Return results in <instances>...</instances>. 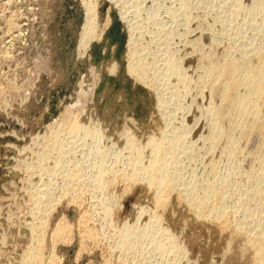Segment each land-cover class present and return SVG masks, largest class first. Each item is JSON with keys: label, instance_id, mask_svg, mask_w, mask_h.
<instances>
[{"label": "rangeland", "instance_id": "rangeland-1", "mask_svg": "<svg viewBox=\"0 0 264 264\" xmlns=\"http://www.w3.org/2000/svg\"><path fill=\"white\" fill-rule=\"evenodd\" d=\"M233 1L92 0L101 27L100 36L94 38L86 54L79 55L76 43L85 16L82 0H0V264H26L23 261L26 259H22L26 254V246L28 251L34 245L31 230L27 228L30 221L28 213L37 206L29 202L27 195L34 188L36 190L43 176V179L54 181L51 190L54 195L51 193L52 198L49 195L53 206L44 214V231L36 229L33 232L37 238L40 237L41 264H251L252 253L245 243V232L239 233L236 227L238 221L245 217L236 201L238 198L243 199L249 203L247 207H255L250 210L251 214L245 213L251 219L243 223H246V231L248 227L251 228L247 232L252 228L254 231L255 226L258 229L264 219V179L257 183L258 186L255 179L261 178L262 171L255 170L258 161L256 163V160L254 162V159L245 157L243 160L236 149L234 154L209 151L204 122L195 117L197 114H192L197 108L190 102L200 97L203 103L207 101L203 93L200 96L196 94L199 89L197 91L194 86L198 57L208 50H214V47L235 50L239 44L256 43L262 35L260 30L264 25V12L257 9L250 21L244 8L235 15L232 13ZM243 1L244 5H252L249 0ZM259 1L264 3V0ZM122 10H127L129 17ZM132 50L150 62L145 80L150 86L126 72L128 64L133 61ZM166 58L167 65L164 62ZM172 64L179 66V72L189 77V85H193L195 94H183L185 89H182L186 85L179 80L174 69L176 67ZM172 82L179 83L175 88L177 91L170 87ZM81 92L84 98L80 96ZM161 96L167 102L166 109L159 111L157 108ZM176 100L181 101L179 105ZM75 106H79V109ZM68 107L72 109V117L87 123L95 135V141L86 140L90 144V153L81 166L85 167L82 170L76 166L81 161H69V157L63 159L64 156H58L57 161L54 151H49L51 155L44 159L48 162H40L41 157H38L42 153L39 137L49 124L62 122L61 116ZM171 111L176 112L175 115ZM171 113L173 117L178 113L174 120L171 119ZM172 123L177 127H172ZM125 130L130 131L133 142H141L137 146L139 148L143 147L142 142L148 134L163 142L164 171L167 168L178 190L168 192L165 199L163 196L158 198V204L153 199L154 189L147 184V167L152 156L150 149L136 148L133 152L129 149L130 154L127 153L128 149L123 146L125 139L118 135ZM36 135L39 136L38 142H35ZM48 138L53 139L51 136ZM53 162L58 163L57 166H67L64 171L53 168L56 178L44 174L47 165H55ZM100 166L104 170L106 168V172L99 179ZM245 170L251 172L243 175L242 179L239 177L241 175L239 178L235 176L240 181L239 186L234 185L235 180H231L229 175ZM64 173H77L86 179L77 193L72 191L68 182L62 181L61 175ZM123 174L135 175V181L132 178L124 180L121 178ZM207 174L210 176H207L208 179L214 177L222 178L227 183L230 181L231 185H226L228 191L225 188V193L228 192L230 197L226 194L229 199L225 198L226 205L222 206L227 226H222L220 220L214 219L212 212L206 211L207 216L204 212H198L200 210L197 211L195 206L192 207L194 203H191L194 194L181 191L186 182L189 187L191 184L197 185ZM154 214H159L160 222L154 219ZM231 217L234 221L230 220ZM123 225L132 227L126 233L127 236L119 233ZM168 236L181 240L182 249L174 248L173 241H167Z\"/></svg>", "mask_w": 264, "mask_h": 264}, {"label": "bare ground", "instance_id": "bare-ground-1", "mask_svg": "<svg viewBox=\"0 0 264 264\" xmlns=\"http://www.w3.org/2000/svg\"><path fill=\"white\" fill-rule=\"evenodd\" d=\"M92 0H82L83 4H84V21L82 24V28L80 33L78 34V39H77V45H76V50L77 53L79 55H84L86 54V52L88 51V49L90 48L91 43L93 42L94 38L100 36V28L98 25V20H97V12L96 10H94V6L95 4H93L91 2ZM243 1V0H242ZM257 0H249V2H252V5L250 4L248 6L244 5V1L243 3L241 2V0H234L232 2V13H238L240 11V9L244 8L245 11H247L246 13L248 14V17L250 21L253 20V16H255V11H257V9L259 11H263L264 12V6L263 8L261 7L263 3V1H259L256 2ZM94 2V1H93ZM181 4V3H180ZM220 5V4H219ZM123 6V5H122ZM247 6V8H245ZM185 7V6H184ZM220 10V9H219ZM243 10V9H242ZM227 12V10H225ZM244 11V12H245ZM123 12V10H122ZM120 12V13H122ZM127 12V10H126ZM125 13L126 15L129 13ZM231 13V12H230ZM124 14V16H126ZM264 14V13H263ZM235 15V14H234ZM233 15V16H234ZM129 17V15H127ZM125 18V17H123ZM186 19V18H185ZM140 20V19H139ZM138 20V21H139ZM264 20V19H263ZM185 21V20H184ZM256 21V20H255ZM141 24V22H139ZM145 23V22H144ZM237 23V22H236ZM252 23V22H250ZM257 24V23H256ZM106 25V24H105ZM105 25L103 27H105ZM143 25V24H142ZM263 25V24H262ZM235 26V25H234ZM252 26V25H251ZM264 26V25H263ZM261 27V36L258 37L259 39L256 41V43H245V45L242 43L239 44V47L235 50H224V49H216L214 47V50H208L206 53L202 54L199 58V66L198 68V72L195 73V79H194V86L197 88H195L197 91L199 89V92H197L196 94L198 96L203 95L205 96V98L207 97V101L205 103H203L204 101H202L201 97L200 99L190 101L192 102V106L194 105V107H196L197 109L194 110L192 112V114L194 113V115L197 114V119L201 120L204 122L203 127H205L206 129V138L209 142L208 148L209 151L210 150H218V152H220V154L222 153H229L231 154V152L234 154L236 151L237 153H240L239 155L242 156L243 158H247V159H254L252 161L256 163L258 161V168H255V170L259 169L262 171L261 174L262 176H260L261 178H256V182L255 184L259 183L260 180L264 179V27ZM131 27V26H130ZM241 27V26H240ZM244 27V26H243ZM234 28V27H233ZM256 29V28H255ZM253 29V30H255ZM131 30V29H130ZM137 31V30H136ZM247 31V30H246ZM235 32V29H234ZM248 33V32H247ZM230 34V33H229ZM234 34V33H233ZM260 34V33H257ZM200 35V34H199ZM251 35V33L249 34ZM248 35V36H249ZM255 35V34H254ZM253 36V35H251ZM249 38H254V37H250ZM202 39V38H201ZM235 39V38H234ZM233 39V41H234ZM248 39V38H247ZM255 39V38H254ZM131 40V39H130ZM238 40V39H237ZM193 41V40H192ZM251 41V40H250ZM191 42V41H190ZM199 42V41H198ZM210 42V41H209ZM215 42V41H214ZM212 43V42H211ZM216 43V42H215ZM130 45V43H128ZM189 44V43H188ZM135 45V44H133ZM179 45V44H178ZM183 45V44H182ZM202 45V44H201ZM207 45V44H206ZM220 45V44H219ZM237 45V44H236ZM241 45V46H240ZM244 45V46H243ZM222 46V45H221ZM234 47V46H233ZM232 47V48H233ZM142 48V47H141ZM221 48V47H220ZM225 48V47H224ZM128 49V48H127ZM130 49V47H129ZM136 49V48H134ZM201 49V48H200ZM227 49V48H226ZM138 50V49H136ZM136 50H132V58L130 61V63L127 66V70L126 72L130 73V75H134L139 81H141V83L147 84L146 86H150V83L145 82V80H147V67H149V63L146 61V59H142L141 57H139V55H137V51ZM144 50V49H143ZM176 50V49H175ZM131 51V50H130ZM202 51V50H201ZM128 52V51H127ZM142 52V51H141ZM77 54V56H78ZM143 54V53H142ZM152 55V54H151ZM187 55V54H186ZM128 56V55H127ZM147 56V55H146ZM149 57V56H148ZM163 57V56H162ZM180 57V56H179ZM130 58V57H129ZM146 58V57H144ZM153 58V57H152ZM182 58V57H181ZM152 60V59H151ZM154 60V59H153ZM156 60V59H155ZM164 60V59H162ZM179 60V59H178ZM177 60V62H178ZM136 62V64H135ZM155 62V61H154ZM153 62V63H154ZM158 62V61H157ZM161 62V60H160ZM164 62H166L167 65V58L164 60ZM176 62V63H177ZM175 63V64H176ZM126 64V65H127ZM156 64V63H155ZM163 64V63H162ZM175 64L173 65L174 67ZM148 65V66H147ZM177 65V64H176ZM140 66V67H139ZM154 65H152L153 67ZM162 66V65H161ZM181 66V65H180ZM197 66V65H196ZM158 67V66H157ZM179 67V66H178ZM178 67L174 68L175 72L177 71V74L179 75V80L182 81V83L184 85H186L185 87H183L182 90H184L183 94L187 95L191 94L193 95L194 92H196V90H192V87L189 85V83L191 82L189 79V77H186V75L184 74V72H179L180 70L178 69ZM195 67V66H194ZM151 68V67H150ZM150 68L148 70H150ZM160 68V67H158ZM181 68V67H180ZM153 69V68H152ZM155 69V68H154ZM183 69V67L181 68V70ZM113 71V70H112ZM151 71V70H150ZM157 71V70H155ZM161 71V70H159ZM184 71V70H183ZM163 73V72H162ZM161 73V74H162ZM154 74V72H153ZM165 74V73H164ZM194 75V74H193ZM169 76V75H167ZM192 76V75H191ZM156 77V75H155ZM150 78V77H148ZM178 78V76H177ZM154 79V78H151ZM150 79V80H151ZM149 80V79H148ZM149 80V81H150ZM178 80V79H177ZM152 81V80H151ZM180 81V82H181ZM179 82V81H177ZM171 83V82H169ZM173 84L170 85L171 88H173L175 90L176 86H178L177 83L172 82ZM153 86H155L154 84H152ZM168 85V83H167ZM165 86V85H164ZM163 86V87H164ZM157 87V86H156ZM151 88V87H150ZM158 89V88H157ZM166 89V88H165ZM162 90V89H161ZM173 91V90H172ZM177 91V90H175ZM181 91V90H179ZM156 92V90H155ZM180 93V92H179ZM82 94V95H81ZM80 96H83L84 98V94L83 92H81ZM176 94V93H175ZM195 94V93H194ZM160 95V94H159ZM173 95V94H172ZM181 95V93H180ZM179 95V96H180ZM168 96V95H166ZM195 96V95H194ZM196 96V97H198ZM160 97V96H159ZM162 97V96H161ZM171 97V96H170ZM169 97V98H170ZM173 97V96H172ZM176 97V96H175ZM181 97V96H180ZM183 97V96H182ZM80 98V97H79ZM190 98V96H189ZM160 99V98H159ZM158 99V100H159ZM191 99V98H190ZM170 100V99H169ZM175 101V99H174ZM173 101V102H174ZM79 102V101H78ZM82 102V101H81ZM166 100H164V97H162L159 100V107L157 109L160 110H165L166 109ZM172 102V99H171ZM170 102V103H171ZM176 102H178L176 100ZM181 102V101H179ZM178 102V105H179ZM189 102V103H190ZM196 102V104H194ZM81 104V103H80ZM175 104L176 103H171ZM175 105L173 108H175ZM177 105V107H178ZM183 106V105H182ZM191 106V105H190ZM67 107V106H66ZM76 109H79V106H75ZM82 107V106H81ZM171 107V109H172ZM181 107V105H180ZM84 108V107H83ZM179 108V107H178ZM183 108V107H182ZM185 108V106H184ZM65 109V108H64ZM177 109V108H176ZM181 109V108H180ZM72 110V109H71ZM71 110L68 107L66 109V111L62 114L61 116V121L60 123H56V124H49L46 127V130H44V134L41 135V138L36 135V139L37 137H39V141H42V144L40 142V145L42 146V153L40 158V162L42 160H44L45 158L48 159V156H50V152L53 153L54 151V159H56L58 156H64L63 159L69 157V161L70 160H74L76 161H81L80 164L76 165V164H72V165H76L77 167H79L78 169L82 170L83 168H81V166H83V164L87 161V157L90 153V149L89 148V143L87 144L88 141L93 142L95 141V135H94V131H90L89 125H87V123H82V121H78L79 118H74L72 116H74V114H71ZM82 110V109H81ZM174 111V109H173ZM176 111V110H175ZM166 112V111H165ZM164 112V113H165ZM172 112V111H171ZM189 112V111H188ZM164 113H162L164 115ZM174 115L176 112H172ZM172 113L170 114L172 116ZM184 113V112H183ZM178 114V113H177ZM176 114V116H177ZM187 114V113H186ZM190 114V113H188ZM169 115V114H168ZM173 115V116H174ZM78 116V115H77ZM162 116V115H161ZM171 117V119L175 118V117ZM194 117V118H195ZM168 119V118H167ZM170 119V118H169ZM186 119V118H185ZM184 119V120H185ZM174 120V119H173ZM172 120V121H173ZM177 120V118H176ZM196 120V118H195ZM169 122H171L170 120H168ZM197 121V120H196ZM200 121V122H201ZM181 122V121H180ZM199 122V121H198ZM199 122V123H200ZM202 122V123H203ZM173 124V123H172ZM176 124V123H175ZM196 124V123H195ZM198 124V123H197ZM172 126V125H171ZM177 127V125H174L172 127ZM179 126V125H178ZM184 126V125H182ZM172 129V128H171ZM174 129V128H173ZM184 129V128H182ZM177 130V129H175ZM186 130V129H185ZM201 131V130H200ZM204 131V130H202ZM182 132V131H181ZM205 133V132H204ZM130 131L129 130H125L121 133H119V137L120 138H124V145L127 149V153L130 154V152L132 150H136V148L138 149L139 144L136 143V141L133 142L132 140V135H130ZM164 134L161 133V135ZM152 135V134H151ZM151 135H147L146 136V142H142L143 145V149L145 148H149L150 149V163L148 165V183L151 187L154 189V198L156 201V204H158V198H161L168 193V192H172L173 190H178L175 186L176 184L174 183L175 180H173V177H171V175L168 173L167 168L164 171V165H165V161L163 160V152L162 150V141L159 139H154ZM160 135V136H161ZM49 136H51L53 139L48 138ZM159 136V137H160ZM155 137V136H154ZM158 137V138H159ZM189 137V136H188ZM161 138V137H160ZM164 138V136H163ZM203 138V136H202ZM50 139V140H49ZM88 139V141H86ZM34 140V137H33ZM52 140V141H51ZM163 140V139H162ZM38 142V139L35 140V142ZM80 141V142H79ZM139 140H137L138 142ZM119 142V141H118ZM201 142V141H200ZM206 142V141H205ZM35 144V143H34ZM203 144V143H202ZM81 146V147H79ZM86 146H88L86 148ZM164 146V145H163ZM40 147V146H39ZM141 147V146H140ZM41 148V147H40ZM76 150H75V149ZM123 148V147H122ZM139 148V149H142ZM125 149V148H124ZM130 150V152H128ZM144 149V150H145ZM234 149H236V151L234 152ZM38 150V149H37ZM36 151V150H35ZM40 151V150H39ZM138 151V150H137ZM134 152V154L137 153ZM149 151V150H148ZM80 152V153H79ZM123 152V151H122ZM133 152V151H132ZM162 152V154L160 155V153ZM215 152V151H214ZM36 153V152H35ZM34 153V154H35ZM79 153V154H76ZM126 153V154H127ZM181 153V152H180ZM232 154V155H233ZM33 155V154H31ZM36 155V154H35ZM38 155V154H37ZM210 155V154H209ZM218 155V154H217ZM238 155V154H237ZM53 156V154H52ZM51 156V157H52ZM216 156V155H215ZM36 157V158H38ZM50 157V158H51ZM30 157H28V159H26L27 161L29 160ZM49 158V159H50ZM60 158V157H59ZM150 158V157H149ZM148 158V159H149ZM245 158L243 160H245ZM212 159V158H211ZM235 159V158H234ZM25 160V161H26ZM35 160V159H34ZM57 160V159H56ZM62 160V159H61ZM133 160V159H132ZM242 160V161H243ZM58 161V160H57ZM56 161V162H57ZM68 161V160H67ZM149 161V160H148ZM238 161V160H237ZM248 161V160H247ZM250 161V162H252ZM39 162V163H40ZM44 162H48V160H44ZM55 162V161H54ZM53 162V163H54ZM65 163V161L63 162ZM235 163V162H234ZM255 163V164H256ZM27 164V163H26ZM30 164V163H29ZM43 164V163H42ZM41 164V165H42ZM55 164V163H54ZM58 163H56L53 166H49L45 168L46 171H44L45 175H48L49 177H55L57 176V174L55 173V170H53V168L55 169V167H58L57 170H61L64 171L66 169V167H64L65 165L59 164V166H57ZM169 164V163H168ZM28 165V164H27ZM26 165V166H27ZM38 165V163H37ZM45 165V164H44ZM170 165V164H169ZM215 165V164H214ZM29 166V165H28ZM88 166V165H87ZM208 166V165H207ZM252 166V165H251ZM249 166V167H251ZM30 167V166H29ZM33 167L32 166V171H33ZM133 167V166H132ZM144 167V166H143ZM168 167V166H167ZM203 167V166H202ZM37 168V167H36ZM65 168V169H64ZM69 168V167H68ZM140 168V167H139ZM241 168V167H240ZM254 168V167H253ZM38 169V168H37ZM75 169V168H74ZM114 169V168H113ZM131 169V168H130ZM144 169V168H142ZM202 169V168H201ZM39 170V169H38ZM43 167H42V172H43ZM56 170V171H57ZM76 170V169H75ZM78 170V172H80ZM106 170V168H105ZM104 170V168L102 166H100L99 169V179L102 176L101 174L106 172ZM110 170V168H109ZM108 170V171H109ZM116 172H117V167H116ZM123 170V169H122ZM147 170V169H146ZM238 170V169H237ZM252 170V169H251ZM58 171V173H59ZM69 171V169H68ZM71 171V170H70ZM112 171V170H111ZM141 171V170H140ZM236 171V170H235ZM253 171V170H252ZM34 172V171H33ZM67 172V170L65 171ZM114 172V170H113ZM121 172V171H120ZM129 172V171H128ZM202 172V171H201ZM209 172V171H208ZM251 172V171H250ZM249 170H245L244 172H234L232 174H230L229 176H231V180H235V183L233 181V184L236 186H239V181L238 179H236L239 175L240 178L243 175H248ZM68 173V172H67ZM118 173V172H117ZM203 173V172H202ZM60 174V173H59ZM96 174V173H95ZM40 175V174H39ZM87 175V174H86ZM97 175H95V178L97 179ZM101 175V176H100ZM116 175V174H115ZM140 175V174H139ZM42 176V175H41ZM62 176V181L64 183L68 182L71 186H72V191L74 193H77V191L79 190V187L81 185H83V181L84 179L82 178L81 175H78L77 173H69L66 174L64 173ZM60 176V177H61ZM88 176V175H87ZM135 175H127V174H123L121 176V178H123L124 180H130L131 178L133 179ZM207 176H209V174L206 175V177H204L202 180L200 179L199 184L197 183V185H193L191 184V187H189L186 183L183 184L185 186H183L181 188V191L185 192H189V193H193L194 195H192V207H196L198 212L203 213L205 216H207V213L205 214L206 211L208 212H212L211 214L214 215L212 217H214V219L216 218V220H220L222 222V226H227L225 225V223H227L225 221V219L223 218L224 216L222 215L225 214L224 213V209H222V206L226 205V199L229 194L228 192L225 193V188L227 190V184L230 182L228 181L225 182V180H223L222 178H217V179H208ZM237 176V177H235ZM250 176V175H249ZM252 176V175H251ZM250 176V177H251ZM40 177V176H39ZM45 177V176H43ZM40 179V185L37 186L36 190L34 188V191H32V193H30V195L27 197L29 198V202L32 203V205L37 204V206H30L32 207V209L30 210V221L28 222V229L30 228V235L33 241H34V245H32V247L26 251L28 249H25L26 254H24L25 256L22 257L25 258L26 264H41V257L39 254V247L41 246L39 243V236L37 238V235H35L33 232L36 229L39 230H43V225L46 223L44 218V214L46 213V210H48L51 206H53L52 204V197H51V193L53 191H51L53 188V182L52 179L49 178H44ZM59 177V179H60ZM84 177V176H83ZM90 177V176H89ZM110 177V176H109ZM115 177V176H113ZM210 177V176H209ZM218 177V176H217ZM238 177V178H239ZM247 177V176H246ZM256 177V176H255ZM56 178V177H55ZM107 178V177H106ZM120 178V179H121ZM137 178V176H136ZM225 179V178H224ZM242 179V178H241ZM247 179V178H246ZM56 180V179H55ZM61 180V179H60ZM86 180V179H85ZM134 180V179H133ZM228 180V179H227ZM248 180V179H247ZM253 180V179H252ZM94 181V180H92ZM97 181V180H96ZM107 181V180H106ZM127 181V182H128ZM135 181V180H134ZM254 181V180H253ZM252 181V182H253ZM263 181V180H262ZM56 182V181H55ZM85 182V181H84ZM90 182V181H89ZM193 182V181H192ZM232 182V181H231ZM88 183V182H87ZM102 183V182H101ZM100 183V184H101ZM114 183V182H113ZM135 183V182H134ZM178 183V182H177ZM181 183V182H180ZM230 184V183H229ZM254 184V185H255ZM61 185V184H60ZM187 185V186H186ZM231 185V184H230ZM228 185V187L230 186ZM233 185V186H234ZM253 185V184H252ZM56 186V184H55ZM65 186V185H64ZM74 186V187H73ZM103 186V185H102ZM101 186V187H102ZM129 186V185H127ZM226 186V187H225ZM251 186V185H250ZM249 186V188H250ZM258 186V184H257ZM66 187V186H65ZM69 187V186H68ZM86 187V186H85ZM104 187V186H103ZM106 187V186H105ZM232 187V186H231ZM230 187V188H231ZM235 187V186H234ZM256 187V186H254ZM29 188V187H28ZM91 188V187H90ZM150 188V190H151ZM241 188V187H240ZM248 188V187H247ZM67 189V188H66ZM229 189V188H228ZM237 189V188H236ZM234 189V190H236ZM242 189V188H241ZM30 190V189H29ZM55 190V188H54ZM70 190V188H69ZM81 190V189H80ZM249 190V189H248ZM251 190V188H250ZM254 190V189H253ZM68 191V190H66ZM92 191V190H91ZM97 191V189H96ZM101 191V190H100ZM228 191V190H227ZM232 191V189H231ZM243 191V190H242ZM241 191V192H242ZM71 192V191H70ZM233 192V191H232ZM251 192V191H250ZM64 193V192H63ZM179 193V192H178ZM53 194V193H52ZM80 194V193H79ZM92 194V193H91ZM95 194V193H94ZM226 194H228V196L226 197ZM243 194V193H242ZM251 194V193H250ZM50 195V197H49ZM54 195V194H53ZM59 195V193H58ZM57 195V197H58ZM64 195V194H63ZM71 195V194H70ZM180 195V193H179ZM182 195V194H181ZM240 195V193H239ZM61 196V195H60ZM189 196V195H188ZM232 196V194H231ZM238 196V195H237ZM248 196V195H247ZM246 196V197H247ZM62 197V196H61ZM78 197V196H76ZM75 197V198H76ZM146 197V196H145ZM166 197V196H165ZM181 197V196H180ZM230 197V196H229ZM229 197L227 199H229ZM245 197V198H246ZM167 198V197H166ZM185 198V197H184ZM183 198V200H184ZM187 198V197H186ZM244 198V199H245ZM255 198V197H254ZM103 199V198H102ZM232 199V198H231ZM59 200V199H58ZM72 200V199H71ZM76 200V199H75ZM97 200V198H96ZM146 200V199H145ZM178 200V199H177ZM252 200V199H251ZM105 201V200H104ZM154 201V200H153ZM163 201V200H162ZM188 201V200H187ZM235 201V200H234ZM256 201V200H255ZM58 202V201H57ZM262 202V201H261ZM29 203V204H30ZM100 203V202H99ZM104 203V202H103ZM164 203V202H162ZM168 203V202H167ZM187 203V202H186ZM236 203H238V207L240 209L241 212H243L244 214H242V216L244 215L245 217L243 219H239L240 221H238L237 223V230L239 231V233L242 234V231L245 232V243L248 247V249L251 250L252 253V258H251V264H264V219L259 221L261 222L260 225L257 226L256 229L254 227V231L253 228L252 230H250L249 232L246 231L244 227H246V223L243 222H247V220L251 219V217L249 218L247 215L251 214L250 210L254 209V208H249L248 206V202L244 201L243 199L238 198V200L236 201ZM257 203V202H256ZM260 203V202H259ZM43 204V206H42ZM98 204V203H97ZM143 204V203H142ZM141 204V205H142ZM252 204V202H251ZM140 205V204H139ZM144 205V204H143ZM162 205V204H161ZM191 205V204H190ZM229 205V204H228ZM29 206V205H28ZM55 206V205H54ZM91 206V205H90ZM189 206V205H188ZM94 207V205H93ZM190 207V206H189ZM91 208V207H90ZM141 208V207H140ZM156 208V207H155ZM154 208V209H155ZM224 208V207H223ZM232 208V206H231ZM103 209V208H102ZM142 209V208H141ZM166 209V208H165ZM226 209V208H225ZM259 209V208H258ZM109 210V209H108ZM107 210V211H108ZM145 210V209H144ZM153 210V209H151ZM163 210V209H162ZM194 210V209H193ZM233 210V209H232ZM27 211V210H26ZM51 211V210H50ZM106 211V209H105ZM110 211V210H109ZM156 211V210H155ZM143 212V211H142ZM197 212V213H198ZM237 212V211H236ZM104 213V212H103ZM109 213V212H108ZM140 213V212H139ZM139 213H138V217H139ZM153 213V212H152ZM156 213V212H155ZM230 213V212H229ZM235 213V212H234ZM246 213V214H245ZM253 213V211H252ZM256 213V211H255ZM262 213V212H260ZM107 214V213H106ZM114 214V213H113ZM136 214V213H135ZM146 214V212H145ZM157 214V213H156ZM155 215L156 218H154L155 220L158 219L157 221L160 220L159 218V214L158 216ZM210 214V213H209ZM153 214H151L152 216ZM8 216V214H7ZM47 216V214H46ZM45 216V217H46ZM81 216V214H80ZM83 216V214H82ZM81 216V217H82ZM196 216V214H195ZM232 216H233V212H232ZM235 216V214H234ZM233 216V217H234ZM255 216V214H254ZM262 216V214H261ZM53 217V216H52ZM104 217V216H103ZM137 217V216H136ZM141 217V216H140ZM143 217V216H142ZM197 217V216H196ZM211 217V216H210ZM227 217V213L226 216ZM260 217V216H259ZM9 217H7L8 219ZM26 218V217H25ZM110 218V217H109ZM10 219V218H9ZM8 219V221H9ZM61 219V218H60ZM114 219V218H113ZM133 219V218H132ZM153 219V220H154ZM136 220V219H135ZM134 220V221H135ZM138 220V219H137ZM136 220V221H137ZM230 220L234 219L231 217ZM238 219H236L237 221ZM259 220V219H258ZM7 221V222H8ZM22 221V220H21ZM49 221V220H48ZM126 221V220H125ZM156 221V222H157ZM219 221V222H220ZM229 221V220H228ZM255 221V220H254ZM145 222V221H144ZM151 222V221H150ZM160 222V221H159ZM220 222V223H221ZM258 222V223H259ZM27 223V222H26ZM155 223V222H154ZM163 223V222H162ZM235 223V222H234ZM6 224V222H5ZM111 224V222H110ZM113 224V223H112ZM143 224V223H142ZM148 224V223H147ZM164 224V223H163ZM231 224V223H230ZM236 224V223H235ZM252 224V223H251ZM8 225V224H7ZM11 225V224H10ZM61 225V223H60ZM257 225V224H256ZM24 226V225H22ZM26 226V224H25ZM46 226V224L44 225ZM133 226V225H132ZM155 226V224H154ZM159 226V225H158ZM220 226V225H219ZM232 226V225H231ZM252 226V225H251ZM10 227V226H8ZM162 227V226H161ZM43 228V229H42ZM47 228V227H46ZM63 228V227H62ZM66 228V227H65ZM90 229V228H89ZM88 229V230H89ZM113 229V228H112ZM132 229L131 226L129 225H123L122 229L120 230V234L122 235H126V233ZM160 229V228H159ZM226 229V227H225ZM229 229V228H228ZM247 229V228H246ZM116 230V229H115ZM227 230V229H226ZM44 231V230H43ZM65 231V230H64ZM223 231V230H222ZM235 231V230H234ZM40 232V231H39ZM93 232V231H92ZM231 232V231H230ZM55 233V232H54ZM59 233V230H58ZM65 233V232H64ZM166 233V232H165ZM168 233V232H167ZM57 234V233H56ZM96 234V233H95ZM164 234V231H163ZM169 234V233H168ZM179 234V233H178ZM40 235V234H39ZM82 235V234H81ZM128 235V234H127ZM126 235V236H127ZM177 235V234H176ZM175 235V236H176ZM57 236V235H56ZM96 236V235H95ZM244 236V234H243ZM161 237V236H160ZM177 237V236H176ZM29 238V237H28ZM55 238V237H54ZM168 240L167 241H173L171 243H173L174 248L179 249L181 246V243L179 241H177L173 236H168L167 237ZM178 238V237H177ZM43 239V238H41ZM51 239V238H50ZM101 239V238H100ZM233 239V238H232ZM31 241V242H33ZM92 241V240H91ZM118 241V240H117ZM184 241V240H183ZM119 242V241H118ZM233 242V241H232ZM231 242V243H232ZM43 243V242H42ZM54 243V242H53ZM56 243V241H55ZM229 243V242H228ZM230 243V244H231ZM44 244V243H43ZM168 244V243H167ZM170 244V243H169ZM31 245V244H29ZM52 246V245H51ZM54 246V245H53ZM116 246V245H115ZM126 246V245H125ZM164 246V244H163ZM242 246V245H241ZM43 247V246H42ZM56 247V246H55ZM123 247V245H122ZM154 247V246H153ZM157 247V246H156ZM160 247V246H159ZM187 247V246H186ZM247 247H245L244 249H246ZM165 248V247H164ZM170 248V247H169ZM185 248V247H184ZM41 249V248H40ZM56 249V248H55ZM116 249V248H115ZM123 249V248H122ZM168 249V248H167ZM182 249V247H181ZM186 249V248H185ZM161 251V250H160ZM170 251V250H169ZM176 251V250H174ZM183 251V250H182ZM24 252V253H25ZM153 253V252H152ZM179 253V252H178ZM54 255V254H53ZM186 255V254H184ZM51 256V254H50ZM160 256V254H159ZM162 256V255H161ZM176 256V254H175ZM158 257V256H157ZM21 258V257H20ZM56 258V257H54ZM151 258V257H150ZM170 258V257H169ZM177 258V257H176ZM53 259V258H52ZM152 259V258H151ZM198 260V259H197ZM22 261V260H21ZM155 261V260H154ZM43 262V261H42ZM54 262V260L52 261ZM150 262V261H149ZM198 262V261H197ZM50 263V261H49ZM191 263V262H189ZM21 264V263H20ZM23 264V262H22Z\"/></svg>", "mask_w": 264, "mask_h": 264}]
</instances>
